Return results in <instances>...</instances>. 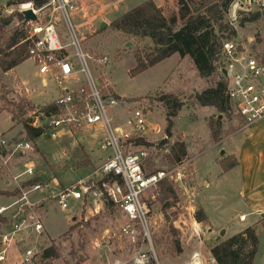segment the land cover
<instances>
[{"label": "rangeland", "instance_id": "obj_1", "mask_svg": "<svg viewBox=\"0 0 264 264\" xmlns=\"http://www.w3.org/2000/svg\"><path fill=\"white\" fill-rule=\"evenodd\" d=\"M13 1L17 0H0V13L4 15H9L14 11L22 13V6L29 4L23 3L11 9L7 8V2ZM142 1L145 0H79L78 10L71 14L70 18L81 37L83 53L90 58L87 61L90 72L100 81V89L105 96L126 101L133 106L144 105L150 110V122L153 125L160 124L164 129L166 112L162 105L151 101L152 97L148 99V95L153 96L155 100L158 97L156 92L159 90L164 93L181 94L185 98L187 106L179 113L174 128V137L169 142L170 145L176 141L184 142L188 151L187 159H193L186 181L187 191L183 188L178 190L175 187L179 200L167 199L163 202V200H158L159 187L155 193L157 203L152 211L153 240L158 259L162 262L163 259L175 258L181 254L182 250L174 243L173 230L179 231L176 227L180 221L189 218L190 213L194 216L199 209L197 205L195 213L186 209L188 193L197 194L193 169L200 186L204 181L211 184L209 190L200 187L206 198L217 196L220 198V205L226 206L235 199L236 193L233 190L234 174L225 176V180L218 163L226 147L215 146L210 137L209 122L218 118L220 113L217 110L211 112L206 108L188 107L191 103L190 97L211 87L213 80L200 77L191 59L181 58L178 54L136 77H131L130 72L136 67V53L148 50L153 45L148 39L123 36L110 28V25L134 3ZM155 1L166 15L177 12L174 3L178 0ZM32 8L37 11L34 6ZM36 15L37 21L26 26L30 35L34 27L53 24L63 44L69 43L66 38L68 36L66 22L60 13L53 12L52 8L48 7L37 12ZM20 24L21 22H16L13 27H18ZM102 24L107 26L101 29ZM181 28L182 24H179L178 32ZM233 28L237 34L234 40L243 41L253 52L264 56V18L258 25L247 23L241 27L238 23ZM68 53L72 62L80 67L81 61L76 49L68 48ZM104 57H107L108 62L103 65L98 64V61ZM17 74L21 82L15 79V75H7L0 69V134L9 140L11 145L17 140L30 142L24 130V124L30 120L34 111L51 104L61 94L56 81L41 76L31 59L18 67ZM44 81H46V87L43 86ZM77 82L85 83L86 75L84 73L78 75ZM25 101L32 102L35 108L29 110L27 107L24 115H20L18 106L24 104ZM112 112L114 123L125 127V121L129 117L128 110L117 107L112 109ZM239 128L240 124L235 117H224V136L238 131ZM104 137V130L100 126L61 131L54 141L42 135L35 143L32 142V150L14 154L9 163L16 174L25 171L27 166H31L35 177L43 181L56 179L63 186H76L82 181H98L100 179L99 168L104 159V154L101 152ZM150 153L151 160L147 166L149 171L171 167L166 159L167 152L157 150L150 151ZM1 171L7 175L2 164H0ZM1 176L0 181L9 178L8 175V177ZM29 178L30 176L23 177L19 182ZM222 181L224 182L221 183ZM13 187L15 183L4 187V183L0 182V188L12 189ZM41 197L40 193L31 196L33 201ZM4 198L5 196L0 195V206H7L12 201ZM167 205H170L168 209L165 208ZM42 206L44 205L38 207L37 216L44 225L43 233L26 235L24 238L22 234H18L11 245L0 244V252L3 249L7 251L5 260L0 264H23L26 250L37 246L44 251L52 245L57 248L60 255L59 259L52 264H115L116 260L125 264H133L132 259L136 250L126 238L120 236L119 231L123 219L117 207L112 210L104 205L98 214L84 212L71 220L55 202L48 204L46 212L42 211ZM173 220H175L174 223ZM6 221L7 223H0V235L10 231V223L7 219ZM256 229L259 239L257 264H264V228L256 227ZM188 238L186 243L193 242L192 234ZM26 240H28L27 243L24 242ZM143 251L148 250L145 247Z\"/></svg>", "mask_w": 264, "mask_h": 264}, {"label": "built area", "instance_id": "obj_2", "mask_svg": "<svg viewBox=\"0 0 264 264\" xmlns=\"http://www.w3.org/2000/svg\"><path fill=\"white\" fill-rule=\"evenodd\" d=\"M78 1L49 0L47 5V8L51 7L53 12L63 16L69 43L63 44L53 24L34 27L29 37V56L38 73L54 79L61 91L59 97L52 101L58 108L48 113L34 111L29 124L42 129L43 135L53 141L61 131L102 127L105 137L101 146L104 159L99 168L100 179L82 181L76 186H63L54 179L24 187V183L35 177L33 168L27 166L24 172L13 177L18 193L11 198V203L0 207V216L10 223V231L0 235V244L9 246L22 233L41 235L44 225L37 214L42 204L55 202L68 219L73 220L90 209L98 214L102 210L100 206L109 201L117 207L123 219L120 236L135 247L133 264H160L151 228L152 211L157 203L155 193L165 181L172 183L178 190L183 188L187 191L186 181L193 159L186 158L175 166L157 171L148 170L150 151L160 150L158 144L165 140L169 142L172 138L165 134L162 125L150 122V110L144 105L133 106L103 94L99 81L90 72L87 63L90 58L83 53L81 37L70 18L78 10ZM29 5V9H33V4ZM174 5L175 9L177 7V12H174L178 13V6L176 3ZM25 6H22V13L27 10ZM39 11L42 10L35 13ZM254 13H264V0H233L225 14V21L233 28L244 17ZM71 47L77 51L80 67L72 62L68 53ZM221 61L220 73L226 81V97L240 124L239 130H247L264 121V56L253 52L243 41L227 40L222 44ZM107 62V57H104L98 64ZM83 73L86 82L79 84L78 75ZM43 86L46 87V81ZM117 107L128 110L125 127L114 123L112 109ZM139 140L150 142L153 146L139 144ZM32 145L25 140H17L11 145L9 140L0 135V164L4 170H9V162L14 154L26 153L32 150ZM164 151L169 153L168 150ZM27 176L30 178L19 182ZM37 193L42 194V197L33 201L31 196ZM188 194L186 209L195 213L197 194ZM244 219L241 218L242 221ZM145 247L147 252L143 251ZM6 252V249L0 252V262L5 260ZM42 252L37 246L26 250L23 264H40L38 260Z\"/></svg>", "mask_w": 264, "mask_h": 264}, {"label": "trees", "instance_id": "obj_3", "mask_svg": "<svg viewBox=\"0 0 264 264\" xmlns=\"http://www.w3.org/2000/svg\"><path fill=\"white\" fill-rule=\"evenodd\" d=\"M232 1L178 0L176 2L178 13L173 12L166 15L154 0H145L134 3L110 25V28L123 36L148 39L153 45L148 50L136 53V67L130 72L131 77H136L178 54L181 58L188 57L191 59L200 77L213 80L211 87L190 97L191 103L188 107H211L220 113L218 118L209 122L210 137L214 143L220 142L224 137V117H234L226 97V81L220 73L222 44L224 41L234 40L237 37L235 29L225 21V14ZM48 2L49 0H17L10 2L8 8L11 9L23 3H32L35 9L43 10L47 8ZM263 18L264 13L250 14L240 21V26L243 27L247 23L258 25ZM16 22H21V24L18 27H13ZM179 24H182V28L178 32ZM27 25H25V18L22 13L16 11L9 15L0 13V69L3 73L13 71L30 60L29 47L31 42L29 41L30 34L27 32ZM156 95L158 97L155 100L151 95H148L147 98L152 97V102L156 101L164 108L166 112L164 131L169 138H173L176 119L183 108L187 106L185 98L181 94L164 93L159 90ZM27 107L29 110L35 108L32 102L25 101L24 104L18 106L19 114L24 115V110ZM57 108L56 103H51L39 110L48 113ZM28 122L24 124V130L30 142L35 143L43 135V130L31 127ZM137 143L147 147L153 146L152 143L143 140H139ZM158 148L161 151H169L166 159L171 166L177 165L188 157L186 144L182 141H176L172 145H169L166 140L161 141ZM220 165L224 172H228L239 164L236 158L228 157L223 159ZM43 182L41 178L34 177L24 183L23 186H32ZM99 184L101 185L102 182ZM175 189V186L168 181L161 183L158 200H163V202L167 199L179 200L177 189ZM17 193V188L13 191L0 190V195L7 198L13 197ZM169 206L167 205L165 208L168 209ZM105 207L112 210L116 208L109 201H106ZM194 218L202 224H206L208 221L202 209L197 210ZM0 223H7V221L0 216ZM173 233L174 243L182 250L180 232L173 230ZM258 248L259 239L256 229L247 228L241 233L216 244L210 253L216 264H254ZM59 257L57 248L52 245L42 252L38 263L52 264Z\"/></svg>", "mask_w": 264, "mask_h": 264}, {"label": "crops", "instance_id": "obj_4", "mask_svg": "<svg viewBox=\"0 0 264 264\" xmlns=\"http://www.w3.org/2000/svg\"><path fill=\"white\" fill-rule=\"evenodd\" d=\"M9 3L7 2L6 4L7 8ZM17 70L18 67L6 74L15 75V79L20 81ZM170 73L172 74V72ZM26 90L28 92L27 88ZM206 109H209L211 112L215 110L211 107H207ZM214 145L217 147H226L221 159L218 161L219 165L223 159L228 157H234L238 161L239 165L228 172H224L220 165L222 169L221 175L224 176V179L226 178L225 176L231 173L234 174L235 186L233 190L236 193V197L226 206L220 205V198L217 196L206 198L204 193L201 192L200 187L202 186L205 190H209L211 184L210 182L204 181L200 186L196 181L195 171L193 169L194 186L198 194L196 205L204 211L208 221L206 224L198 223L194 216L190 215L191 213L186 220H179L180 223L178 226L176 225V228L181 234L182 252L175 258H166L162 262L159 261L160 264H216L210 253L216 244L241 233L247 228H264V121L247 130H238L226 135L220 142L214 143ZM4 172L7 173L9 178L0 182L4 183V187H8L11 183H15L16 187L17 183L13 180V177L20 175L22 172L16 174L11 164L9 170H4ZM0 174H3V172L1 171ZM7 175L3 174L0 176L8 177ZM15 187L12 189L0 188V190L13 191ZM11 198L8 199L5 197L4 199L10 200ZM2 206L5 205H1L0 207ZM47 207L48 204L42 206V211L46 212ZM91 207H93L92 203ZM100 207L103 209V205ZM89 213L93 214V211L90 209L86 212V214ZM242 217L245 218L243 221L241 220ZM223 231L225 234L221 235ZM31 234L22 233V238ZM191 234L193 242L186 243ZM27 241L24 242L27 243ZM257 261L258 258L256 255L254 264H257ZM115 264L125 263L116 260Z\"/></svg>", "mask_w": 264, "mask_h": 264}, {"label": "water", "instance_id": "obj_5", "mask_svg": "<svg viewBox=\"0 0 264 264\" xmlns=\"http://www.w3.org/2000/svg\"><path fill=\"white\" fill-rule=\"evenodd\" d=\"M22 14L25 18V25L30 24V23H34L37 21L38 17H37V15L33 9H28V10L24 11ZM106 26H107L106 24H102L101 29H104ZM224 234H225V232L223 231L221 233V235H224Z\"/></svg>", "mask_w": 264, "mask_h": 264}, {"label": "bare ground", "instance_id": "obj_6", "mask_svg": "<svg viewBox=\"0 0 264 264\" xmlns=\"http://www.w3.org/2000/svg\"><path fill=\"white\" fill-rule=\"evenodd\" d=\"M29 7H30V5H29V4H27V5H26L24 8L28 10V9H29Z\"/></svg>", "mask_w": 264, "mask_h": 264}]
</instances>
